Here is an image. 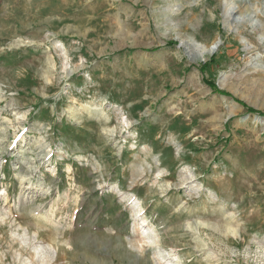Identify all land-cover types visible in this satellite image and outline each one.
<instances>
[{
    "label": "rangeland",
    "instance_id": "obj_1",
    "mask_svg": "<svg viewBox=\"0 0 264 264\" xmlns=\"http://www.w3.org/2000/svg\"><path fill=\"white\" fill-rule=\"evenodd\" d=\"M237 100L264 113V0H0V264H264Z\"/></svg>",
    "mask_w": 264,
    "mask_h": 264
},
{
    "label": "trees",
    "instance_id": "obj_2",
    "mask_svg": "<svg viewBox=\"0 0 264 264\" xmlns=\"http://www.w3.org/2000/svg\"><path fill=\"white\" fill-rule=\"evenodd\" d=\"M173 44H174V42L169 41V42H167V43L165 44V46H170V45H173ZM157 49H158V47H155L154 49L152 48V49L145 50V51H155V50H157ZM207 65H208L207 62L202 63V64L200 65L199 69H200L201 71H203V70L206 68ZM203 82H204L207 86H209L213 91H215V92H217V93H219V94L225 95V96H229L228 93H226V92H224V91H222V90H219V89L216 87V85H215L212 81H210V80H206V79H203ZM237 101H238V100H237ZM238 102L241 103V104L246 108V111H247V112H249V113H257L259 116H264V113H262V112H260V111H258V110H256V109H254V108H252V107L247 106V105H246L245 103H243V102H240V101H238Z\"/></svg>",
    "mask_w": 264,
    "mask_h": 264
},
{
    "label": "bare ground",
    "instance_id": "obj_3",
    "mask_svg": "<svg viewBox=\"0 0 264 264\" xmlns=\"http://www.w3.org/2000/svg\"><path fill=\"white\" fill-rule=\"evenodd\" d=\"M216 48H217V43L215 42V43H213V44L209 47L208 52H212V51H214Z\"/></svg>",
    "mask_w": 264,
    "mask_h": 264
},
{
    "label": "water",
    "instance_id": "obj_4",
    "mask_svg": "<svg viewBox=\"0 0 264 264\" xmlns=\"http://www.w3.org/2000/svg\"><path fill=\"white\" fill-rule=\"evenodd\" d=\"M212 53V52H211ZM202 60V59H201ZM260 118H261V116H260Z\"/></svg>",
    "mask_w": 264,
    "mask_h": 264
}]
</instances>
